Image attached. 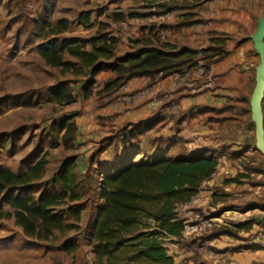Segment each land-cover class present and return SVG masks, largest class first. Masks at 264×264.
Masks as SVG:
<instances>
[{
	"label": "rangeland",
	"instance_id": "obj_1",
	"mask_svg": "<svg viewBox=\"0 0 264 264\" xmlns=\"http://www.w3.org/2000/svg\"><path fill=\"white\" fill-rule=\"evenodd\" d=\"M224 2L225 0H201L190 8L177 9L161 16L159 14L154 15V19L151 18L150 21H145V24L150 25L153 22L152 24L155 23L158 27L157 30H164L167 27H165L164 22L198 20L207 28L210 26L209 34L214 40L223 43L226 55L229 52L227 49L234 48L227 47V40L234 41V45L245 38L250 41L255 66L251 72L248 93L241 96L240 100L245 96H249L246 102L250 101L251 113L242 112L239 110V106L229 108L224 111L228 119L220 122L216 118L221 115H217L211 110L205 112L203 118L207 122L210 121V126H214L216 130L210 132L211 140H207L206 145H197L194 140L185 142L176 137V133H173L172 136L160 135L155 129V131L149 132L144 139L138 136L137 139L132 140L133 143L131 144L133 145L130 147L133 150H129L125 154L122 152L121 155L124 157L130 156L131 159L134 158L133 161H139L149 159L148 157L156 154L154 151L157 150V156L175 158L177 155L190 154L194 150L191 149L193 147L199 149L197 151L199 154L207 152V154L214 155L218 158L219 165L216 173L213 174V181L211 184H204L202 189L200 188L198 196L192 197L188 203L181 205L178 211L181 218L197 214L208 218L213 216L211 217L213 220H217L220 224L226 222L228 225L225 226L230 227L239 226V224L249 219H252V221L256 219L259 223H262L264 218V210H261L264 203V184H253L254 182L264 181V175L251 171L260 166L261 168L264 167V89L261 99L259 130L254 108L257 67L261 65L263 59L262 50H259V47L257 48L255 37L258 33L259 22L264 16V0H261L260 3L256 0L247 1L250 11L256 13L252 15L253 27L246 36L211 29L212 23L220 22L217 11L220 6L225 5ZM184 3L185 5L189 4L186 0H180V4ZM143 6L142 4L140 8H143ZM112 11L106 13L102 18L105 22L111 18ZM133 11H139V9ZM172 13L179 14V17L173 18ZM187 14H192L189 19L184 18ZM125 21L126 19L121 21L123 26L114 25H119V33L122 31L129 33V30L132 29L133 25H127ZM15 22L25 24L29 21L18 18ZM15 22H9L0 15V168L6 167L14 171H20L45 157L48 163L45 178H48L60 167L66 157L74 155L80 165L78 174L81 177V185L78 188L85 209L81 215L79 228L66 233L56 231L53 238L47 242L25 237L21 228L16 226L12 220H0V264H40L43 259L47 261L48 257L51 259L49 264H59L62 263L61 260L66 261L65 264H93L94 256L89 245V234L98 206L101 203L98 198V179L100 177L98 172L101 170V165H106L108 158L109 161H112L113 165L111 167H116L119 163L116 160H122L124 157L122 158L116 154L117 152L115 153L114 150H110L108 154L102 157L100 147L92 149L93 151L86 148V144L91 142H87L85 136L79 134V127H84V124L83 119L80 117L81 109L78 110L77 108V101L68 105H60L53 101V97L50 96L52 92L60 90V84L68 85L67 88H70L71 93H73L71 84L77 83L78 80L87 82L89 75H82L84 79H79L81 76L63 73L61 69L47 65L40 56L38 47L32 44L37 38L39 41L41 38V41L44 42L42 37L45 38V36L21 34L23 29L14 31L12 26ZM8 26L11 27L10 31L7 30ZM167 30H173V27L170 26L169 29L166 28ZM201 32L199 31L197 34L200 35ZM262 40L264 42V31ZM176 45L189 48V45L180 42ZM202 46L204 45H197L196 48L190 49L200 52L202 48H207L209 44ZM125 48L123 50L122 48L119 49L118 52H125ZM198 56L192 67L199 69L202 66L204 71L197 72L193 77L195 79L194 83H196L194 89H198L191 91L192 93H201L203 90L211 91V88L216 84V81L212 82V85L208 84L209 80L214 81L215 79L213 76L215 74L211 70V65L214 62L201 56V53ZM64 58L67 60L69 56L65 55ZM188 68L185 67L179 74ZM76 94L75 98H77ZM113 99H107L106 96V100ZM235 102H238V99L233 101V103ZM246 106L248 107V104ZM211 117L213 119L209 120ZM77 136H79V139L76 141ZM80 138H82V142ZM157 139L168 141L164 140L163 143L160 141L161 144L157 143L158 148L155 149L152 143H155ZM169 139L175 140L179 144L172 147L173 142ZM105 142L109 143L110 141L106 140ZM111 142H114V139ZM3 144L5 147L2 146ZM226 146L229 149H225ZM130 147L126 146L124 149H131ZM205 147L207 149H204ZM101 150L103 151V149ZM101 159L103 164H101ZM244 172L249 177L241 175ZM252 204L257 205L260 209L256 208L244 212L245 207H250ZM0 207H4V205L1 204ZM261 226V224L255 223L254 230H259ZM260 235L256 242L260 240L263 244L264 230ZM176 243L177 241L175 242L172 238L166 240L167 250L169 251L174 247L170 244L176 246ZM67 244L73 248L70 253L63 249ZM50 253L53 255L50 256ZM186 260L187 262H185ZM182 264H188V258H184Z\"/></svg>",
	"mask_w": 264,
	"mask_h": 264
},
{
	"label": "trees",
	"instance_id": "obj_2",
	"mask_svg": "<svg viewBox=\"0 0 264 264\" xmlns=\"http://www.w3.org/2000/svg\"><path fill=\"white\" fill-rule=\"evenodd\" d=\"M200 1L191 0L185 5L180 4V0H149L144 5L149 11L142 14L130 12L128 15L149 18L158 13L190 8ZM88 14L81 13V19L88 20ZM191 15L187 14L184 18L189 19ZM111 16L115 22L126 18L123 11H114ZM62 23L65 28L64 23L67 22L62 20ZM152 23L143 28L149 29L150 36L141 33L140 36L129 39L128 49L123 53L117 50L119 38L113 35V31L107 30L109 24L102 22L100 30L90 38H49L39 47V54L47 65L59 68L63 73L71 72L75 76L88 74L86 94L93 87L94 76L101 71L113 73L106 85V92H109L135 77L148 76L153 81L158 75L179 73L185 67H192L199 53L212 62L219 61L226 55L223 43L213 38L210 39L209 46L202 48L200 52L164 42L159 30L155 31L158 27ZM198 23V20H183L174 26ZM40 26L42 30L46 27L44 24ZM65 54L77 60L64 61ZM59 87L60 90L51 93L52 100L60 105L73 103L75 96L67 88L68 85L60 84ZM213 88L214 86L211 90ZM248 98L249 96H245L239 104L213 107L214 110L210 106H192L186 111L180 109L174 118V125L177 127L188 115L204 114L208 110L221 115L216 118L220 122L228 119L223 114L229 108L239 106L242 112L251 113L250 101L246 102ZM163 120V117L153 116L131 124L130 130L129 127L120 128L109 141L122 136L123 146L130 147L133 145L132 140L156 129ZM164 140L157 139L152 146L157 149V143L161 144L160 141L163 143ZM171 141L172 147L179 144L175 140ZM2 146L5 147L4 144ZM225 149L229 147L226 146ZM129 150L133 148L127 149L125 153ZM154 152L156 154L150 155L149 159L139 161L120 155L124 158L116 160L119 162L116 167H111L112 163L100 166L98 198L101 203L89 234L93 264H174L165 242L169 238L180 241L183 237L184 220L178 210L199 193L202 183L216 172L219 161L210 153L199 154L197 149L175 158L157 156L158 151ZM47 165V160L43 157L20 171L0 168V205H4L0 207V220H12L21 228L25 237L46 242L53 238L56 231L66 233L79 228L85 209L78 188L81 177L78 174L80 165L77 157H66L52 176L45 178ZM251 171L264 175V167L261 166ZM241 175L249 177L246 173ZM253 184H264V181ZM262 205L264 208V203ZM251 223L240 227L250 229ZM221 233L237 235L228 226L217 229L215 235ZM63 249L67 253L73 251L68 244Z\"/></svg>",
	"mask_w": 264,
	"mask_h": 264
},
{
	"label": "crops",
	"instance_id": "obj_3",
	"mask_svg": "<svg viewBox=\"0 0 264 264\" xmlns=\"http://www.w3.org/2000/svg\"><path fill=\"white\" fill-rule=\"evenodd\" d=\"M148 1L149 0H0V15L9 22H15L18 18L29 21L25 24H18L15 22L12 29L14 31L23 29L21 34L25 35L34 34L36 36H45V38L42 37L44 42L41 41V38L40 41L38 38L33 41L32 44L38 47V50L42 44L46 43V40L53 37L60 39L74 37L90 38L97 34L102 22H104L109 24L107 30L113 31V35L119 38L117 50L121 48L123 50V48L126 47L124 50L126 51L129 46V39H133V36L137 37L138 34L141 33L150 36L149 29L143 30V28L147 26L145 21H150L151 18L154 19L158 14L159 16L163 15L158 13L149 18L129 17L128 13L130 12L142 14L143 12L149 11V9L144 6L140 8L142 4L145 5ZM186 1L190 2L191 0ZM247 1L248 0H225V5L220 6V9L217 11L220 22L212 23L211 29L223 33H235L238 36H246L253 27L252 15L256 13L252 10L250 11L247 6ZM256 2L260 3L261 0H256ZM134 9H139V11H133ZM111 11L125 12V23L127 25H133L129 33L124 31L119 33L118 26H123V23H121L122 20L115 22L112 20V16L107 22L102 19L106 13ZM83 12L89 13L86 16L88 20L81 19L80 15ZM171 16L173 18H178L179 14L172 13ZM62 20L67 22L64 23L66 24L65 28H63ZM178 22L180 21L164 22L165 27L173 25V30L166 31V27L163 31L161 29L158 31L159 35H162L161 39L164 40V42L175 45L180 42L189 45V49L196 48L197 45L206 46L209 44V38L212 39L211 34H209L210 26L207 28L203 23L174 26ZM42 24L46 25L44 30H42L40 26ZM116 24L119 25L114 26ZM10 29L11 27L8 26L7 30L10 31ZM156 30L157 29H155V31ZM199 31H202L200 35L197 34ZM233 42L232 40H227V47L234 48L227 49L229 50L228 54L211 65V70L215 74L213 76L216 81L211 91L203 90L201 93H192L190 89L185 90L184 86H177L173 82L174 76H172V74L167 76L158 75L156 80L153 81L148 76H140L126 81L125 87L127 92L144 89L153 84H155V87L146 97L138 100L133 107H128L125 103L113 99L115 97L114 91L119 88L107 92L108 94L105 93L107 82L113 76L111 71H101L94 76V84L88 94H86V89L88 88L87 82H80L78 80L77 83L71 84L74 96L75 93H77L75 101L78 103V110L81 109L80 117L83 119L84 124V127H79V134L84 135L87 142H91L86 144V148L92 150L100 147V154H102V157L108 154L110 150H114V152H117L116 154L120 156L123 150L124 153L126 151L124 149L125 146H123L122 136L114 139V142L106 143L105 141H108L116 130L123 127H129L128 129L130 130L131 124L147 120L153 116L164 118V120L155 127L158 134L172 136L173 133H176V135L174 134L176 137L188 140L189 142L194 140L197 145H206L207 140H211L210 132L216 131L214 126H210V118L208 120L209 122H207V120L203 118L205 114H197L195 116L188 115L182 123L175 127L174 118L177 112L170 113L166 108L171 102L177 104L182 111H186L192 106L220 108L225 105L233 104V101L237 99L238 102L234 104H239L240 97L247 95L249 90L250 76L255 66L254 53L252 51V44L249 43L250 41L246 38L241 40L240 43H236V45H234ZM87 48L90 49V46H87ZM65 55H68L69 59L65 60L64 58V61L71 60L75 62L77 60L69 54ZM67 73L72 74L71 72ZM80 76L79 79H84L82 75ZM173 88L175 90L173 91L172 98L169 101H163L161 99L162 95L170 93ZM106 96L107 99L113 100H106ZM224 116H227V114H224ZM152 131H155V129ZM147 134H149V132L142 135L141 138L144 139ZM78 139L79 136H77L76 141ZM80 141L82 142V138H80ZM189 144L193 146L191 143ZM101 149H103V151ZM191 149L195 150L196 148L193 147ZM204 149L207 148L205 147ZM198 150L199 149H197V151ZM111 162L112 161H109L108 158L106 166ZM101 164H103L102 159ZM213 176L214 175H212L209 180L202 183L201 189L204 184H211ZM245 208L244 212H248L251 209L259 207L252 204L250 207ZM261 210H264V208ZM214 221L211 228L205 234L192 237L183 236L180 241L174 239L175 242L177 241V245L170 244L174 247L168 251V254L173 258L174 264H182L184 258H188V264H264V243L262 244L260 240L256 242V239H258V236L262 234L264 230V218L262 223H259L256 219L253 221L249 219L239 224V226H230L229 228L235 230L237 235L226 233L215 235L217 229L228 224L222 221L221 224L218 223L217 220ZM248 222H252L250 229L240 227L242 224ZM255 223L262 225L259 230H254ZM166 247H168V245H166ZM52 255L53 254L50 253V256ZM49 260H51L50 257H48L47 261L43 259L40 264H49L51 262ZM60 262L62 263L59 264L67 263L64 260ZM185 262H187V260Z\"/></svg>",
	"mask_w": 264,
	"mask_h": 264
},
{
	"label": "built area",
	"instance_id": "obj_4",
	"mask_svg": "<svg viewBox=\"0 0 264 264\" xmlns=\"http://www.w3.org/2000/svg\"><path fill=\"white\" fill-rule=\"evenodd\" d=\"M204 69L202 66L197 69L196 67H190L181 74L175 73L172 74L173 82L178 86L182 85L184 86L185 90L190 89L191 91H196L198 88L194 89L195 79L193 78L197 72H203ZM209 79V78H208ZM212 82H215L211 79L208 81V84L212 85ZM155 87V84L145 87L144 89H138L135 91L127 92L125 83L121 85V87L118 89V91L115 93L114 100L115 101H121L125 103L128 107H133L135 103L142 99L143 97H146L148 93H151ZM175 89L173 88L170 93H165L162 95L161 99L163 101H169L172 98L173 91ZM179 106L173 102L170 103V105L166 108V110L170 113H176L179 110ZM188 203V202H187ZM186 204V203H185ZM184 220L183 225V236H196L201 235L204 232L208 231L211 228V225L213 223V219L210 217H205L202 215H194L190 217H184L182 218Z\"/></svg>",
	"mask_w": 264,
	"mask_h": 264
},
{
	"label": "water",
	"instance_id": "obj_5",
	"mask_svg": "<svg viewBox=\"0 0 264 264\" xmlns=\"http://www.w3.org/2000/svg\"><path fill=\"white\" fill-rule=\"evenodd\" d=\"M264 15V14H263ZM264 31V16L263 19L259 22V29L258 33L255 37L257 48L259 50H262V63L257 67V78H256V88H255V101H254V108L256 112V118H257V128L259 130V123L261 122V99H262V93L264 89V42L262 40V35Z\"/></svg>",
	"mask_w": 264,
	"mask_h": 264
}]
</instances>
